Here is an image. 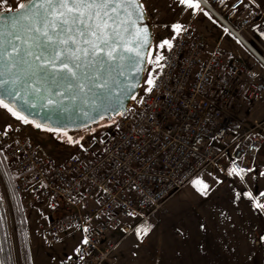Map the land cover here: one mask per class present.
Returning <instances> with one entry per match:
<instances>
[{"label": "built area", "instance_id": "2783aa9c", "mask_svg": "<svg viewBox=\"0 0 264 264\" xmlns=\"http://www.w3.org/2000/svg\"><path fill=\"white\" fill-rule=\"evenodd\" d=\"M200 4L233 33L251 25L245 0ZM176 24L182 27L171 26L172 47L162 52L155 87L141 90L119 114L114 137L93 136L81 153L60 156L26 135L22 122L0 131V152L22 203L54 211L42 232L45 242L82 231L83 244L68 264H103L115 248L111 233L127 236L207 171L225 163L251 170L264 148V122L245 128L247 117L231 110L236 81L247 79L248 114L264 97V83L236 56L207 54L193 19Z\"/></svg>", "mask_w": 264, "mask_h": 264}, {"label": "snow or ice", "instance_id": "6c2138e0", "mask_svg": "<svg viewBox=\"0 0 264 264\" xmlns=\"http://www.w3.org/2000/svg\"><path fill=\"white\" fill-rule=\"evenodd\" d=\"M179 3L203 11L200 0ZM0 8L14 11L11 17L0 12V107L24 124L32 121L23 114V106L62 108L65 100H72L103 115L116 88L126 94L138 86V79L124 86L119 77L129 69L143 71L141 65L148 59L144 50L150 44V34L138 23L146 11L141 0H23L15 10L8 0H0ZM172 27L179 32L182 26ZM165 45L172 47L169 40H163L160 47ZM147 84L146 91L151 92L155 87L151 75ZM247 171L233 165L228 175L245 181ZM192 183L201 185L197 191L208 196L211 189L207 183L199 178ZM241 196L264 211V203L251 191L235 193L236 199ZM259 196L264 197V191ZM149 231L150 226L138 227L136 234L142 238Z\"/></svg>", "mask_w": 264, "mask_h": 264}, {"label": "rangeland", "instance_id": "374dc122", "mask_svg": "<svg viewBox=\"0 0 264 264\" xmlns=\"http://www.w3.org/2000/svg\"><path fill=\"white\" fill-rule=\"evenodd\" d=\"M245 1L247 8L251 12V21L255 22L259 18L254 9L256 6L264 7V0ZM21 2L23 0H8V5L15 10ZM0 10L5 11L3 8H0ZM212 19L217 23L218 29H227L215 17H212ZM165 28L171 29L170 26ZM163 40H169L168 33L164 35L158 34L156 39H154L149 56V59L154 62H148L141 90L148 88L147 80L150 78V75L153 79L160 63V60L157 61L156 57L162 56V52L166 46L160 47ZM242 112L244 113L243 109L240 113ZM254 112L255 110L251 114H247L251 117ZM118 117L119 115L113 117L111 120L101 119L90 127L77 130L72 134L58 131L60 134L53 136V138L45 135L46 129L37 133L33 125L28 126L25 133L34 142L41 144L53 154L72 156L81 153L85 143L93 136L107 135L109 138L114 137ZM13 122L20 121L0 107V131ZM69 137L72 138L71 141H69ZM229 169L230 166L228 163H225L218 171H207L197 177L210 186L211 190L207 197L202 196L197 191V188L201 187V185L197 184L194 187L191 182L180 193L171 198L166 206H163L164 209L162 211L144 224L153 225L154 223V225L167 227L166 233H160L158 237L155 234V238H160L159 240L163 243L176 239L182 245H186L185 252L187 254L194 250L191 248L195 243L197 249L199 247L201 250V264H226V261L239 262L242 257L241 255H245L247 252L248 256L244 258H248L250 264H264L263 246H261L257 238L258 227H264V211L254 208L252 202L244 196H241L239 199L235 198L236 192L242 193L247 190H244L243 182L238 177L228 175ZM0 197L3 201L2 207L4 209L7 234L11 243L12 264H27L25 253L27 248L23 245L26 230L24 229L23 232L20 229L21 227L18 228L21 222L26 227L30 225L36 229L39 242L43 247L52 248L56 244H48L42 236L44 228L52 216H54V211L47 208L46 211L44 210L45 212L41 213L38 208H30L22 203L20 196L16 194L13 176L9 170L8 163L1 154ZM58 206L60 208L58 212H60L62 205ZM158 215L164 219L163 223L155 222V218ZM201 225L204 227H201ZM243 231L249 232L243 233ZM262 243L264 244V242ZM246 250L248 251L246 252ZM70 258H73V256L68 259ZM172 261L177 264L182 262L180 260ZM156 263L164 264V260L155 258ZM171 264L174 263L171 262Z\"/></svg>", "mask_w": 264, "mask_h": 264}, {"label": "crops", "instance_id": "0c3cea01", "mask_svg": "<svg viewBox=\"0 0 264 264\" xmlns=\"http://www.w3.org/2000/svg\"><path fill=\"white\" fill-rule=\"evenodd\" d=\"M141 1L153 25L155 39L158 34L168 33L170 41L171 29L165 27H171L173 24L193 19L207 54L224 51L236 56L249 69L255 71L258 79L264 83V7L256 6L254 10H256L259 19L255 22L251 21L250 27L239 31V35H237L229 29H226L227 31L218 29L217 23L212 19L213 16L201 4L200 8L203 11L181 5L179 0ZM205 12L208 15H205ZM234 84L237 90L231 104V110L240 119L247 117V120L242 121V126L249 127L254 118L257 121L264 122V97L255 103V112L251 117L247 113H240L243 109V91L247 87V79L236 81ZM260 172H264V148L253 164L251 171L247 172L245 181H242L244 190L251 191L255 196H259V192L264 191V176H260ZM155 222L163 223L164 219L158 215ZM143 224L138 227L150 226V231L148 235L142 238L136 234L138 227L127 236H124L121 230L111 233L108 241L114 244L115 248L103 264H155V258L163 259L164 264H171V262L177 264L172 260L182 261L178 264H201V250L199 247V250L197 249L195 243L191 248L194 250L187 254L185 252L186 245H182L180 241L173 239V241L169 240L163 243L159 240L160 238H155V234L158 237L160 233H166L167 227L154 225V223L153 225ZM26 228L23 245L27 248L25 250L27 264H68L66 260L69 257H74L77 249L83 244L82 231L74 229L63 235L61 240L52 248H45L39 242L36 229L30 225ZM257 230V238L264 250V244L262 243L264 239H261L264 237V227L259 226ZM248 232L243 231V233ZM155 241L157 242L155 243ZM247 253L241 255L239 262L226 261V264H250V260L244 258L248 256Z\"/></svg>", "mask_w": 264, "mask_h": 264}, {"label": "water", "instance_id": "95a60500", "mask_svg": "<svg viewBox=\"0 0 264 264\" xmlns=\"http://www.w3.org/2000/svg\"><path fill=\"white\" fill-rule=\"evenodd\" d=\"M4 14L6 17H11L14 15V11H4ZM138 23L141 27L147 28L150 34V44L144 50L146 57L149 59L155 36L153 25L147 11H145L144 18ZM148 59H146L144 64L141 65L143 71L137 72L129 69L126 71L124 76L119 77V80L123 82L124 86L135 84L138 79V86L131 88V90L126 94L122 93V89L120 87L116 88L108 101V111L103 115L100 114V111H92L91 107L81 104L80 101L65 100L64 107L62 108L40 107L39 104L35 108H27V106L22 105V101H17L16 104L25 107L26 110L23 114L26 115L30 121H32L34 126L36 124L41 125L40 128L36 127L35 131L37 133H40L42 128H50L57 131H76L88 128L101 119L111 120L113 117L126 111L129 104L133 101L132 97H136L141 90L148 66ZM5 102H9L7 97H5ZM85 113H87V115H85ZM89 117H91V119ZM45 135L48 136L46 132Z\"/></svg>", "mask_w": 264, "mask_h": 264}, {"label": "trees", "instance_id": "16d2710c", "mask_svg": "<svg viewBox=\"0 0 264 264\" xmlns=\"http://www.w3.org/2000/svg\"><path fill=\"white\" fill-rule=\"evenodd\" d=\"M0 12H3V11L0 10ZM29 125H34V124L33 123H29ZM48 129H50V128H47L46 132L52 138H53V136L60 134L57 130L49 131ZM42 130H44V128H42ZM65 132L67 134H69V133L72 134L75 131L74 130H72V131L67 130ZM2 203H3V201H2V199L0 197V264H10L11 255H12L11 254V243H10L9 236L7 234V226H6V223H5V215H4V209L2 207L3 206ZM55 216H57V214H55ZM18 228L22 229L23 232H24V229L26 230V226L24 225L23 222L20 223V226Z\"/></svg>", "mask_w": 264, "mask_h": 264}, {"label": "bare ground", "instance_id": "6f19581e", "mask_svg": "<svg viewBox=\"0 0 264 264\" xmlns=\"http://www.w3.org/2000/svg\"><path fill=\"white\" fill-rule=\"evenodd\" d=\"M236 34H238V33H236ZM239 35V34H238Z\"/></svg>", "mask_w": 264, "mask_h": 264}]
</instances>
